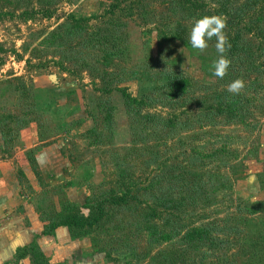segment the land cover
Returning a JSON list of instances; mask_svg holds the SVG:
<instances>
[{"label": "rangeland", "instance_id": "1", "mask_svg": "<svg viewBox=\"0 0 264 264\" xmlns=\"http://www.w3.org/2000/svg\"><path fill=\"white\" fill-rule=\"evenodd\" d=\"M0 133V264H264V0H0Z\"/></svg>", "mask_w": 264, "mask_h": 264}, {"label": "clouds", "instance_id": "2", "mask_svg": "<svg viewBox=\"0 0 264 264\" xmlns=\"http://www.w3.org/2000/svg\"><path fill=\"white\" fill-rule=\"evenodd\" d=\"M225 21L222 17L204 15L193 20L191 29L188 33V43L192 49L204 50L208 42L215 38V49L218 54L212 62V74L217 78H223L230 65V60L225 56L228 45L227 37L224 35ZM244 87L241 79L230 82L226 91L232 94H239Z\"/></svg>", "mask_w": 264, "mask_h": 264}, {"label": "crops", "instance_id": "3", "mask_svg": "<svg viewBox=\"0 0 264 264\" xmlns=\"http://www.w3.org/2000/svg\"><path fill=\"white\" fill-rule=\"evenodd\" d=\"M3 144H4V140L0 133V149L3 147ZM4 164H8V163H2V162L0 163V176L2 177V180L4 182V187L0 189V215L3 214L4 206L6 204H9L10 205L9 207H15V206L22 204V201L19 198L20 196L18 195V192L20 190H18V184L16 182L17 179L14 175V172L9 171L7 168L4 169ZM8 166H10V164H8ZM0 187H1V184H0ZM9 212H10V209L7 210V214H9ZM28 218L31 223L30 228L33 229L32 232L30 233L29 230L27 229L25 230V232L20 233L18 237L12 240L13 237L7 236V234L10 233V231L4 230V224L9 221H5L3 219V216L0 217V239H1L0 261H2L3 259H6L8 261L10 259V256L11 258L13 257L15 249L22 247L23 245L29 243V241H32L33 238H35L34 233H37L40 225L36 221L35 217L28 215ZM21 235H24L26 240H23L21 242L20 241ZM3 251L6 253L8 252L6 258L3 257Z\"/></svg>", "mask_w": 264, "mask_h": 264}, {"label": "trees", "instance_id": "4", "mask_svg": "<svg viewBox=\"0 0 264 264\" xmlns=\"http://www.w3.org/2000/svg\"><path fill=\"white\" fill-rule=\"evenodd\" d=\"M4 144H5V142H4ZM262 183V182H261ZM74 209V208H73ZM81 218H82V216H81ZM87 221V220H86ZM80 223V221H75V220H73V219H68V217H67V219L65 220V221H62V222H59V223H57V224H54V225H52V226H50L51 228H54V227H57V226H63V225H71V224H74V225H80L79 224Z\"/></svg>", "mask_w": 264, "mask_h": 264}]
</instances>
